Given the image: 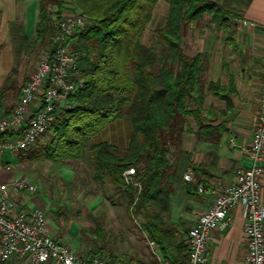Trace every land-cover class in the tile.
<instances>
[{"label":"trees","instance_id":"trees-1","mask_svg":"<svg viewBox=\"0 0 264 264\" xmlns=\"http://www.w3.org/2000/svg\"><path fill=\"white\" fill-rule=\"evenodd\" d=\"M158 1L75 0L86 19L85 26L72 38L85 85L68 96L70 107L58 111L47 131H51L48 141L20 151L18 157L20 162L50 160L58 170L65 164L89 163L95 182L104 185L110 181L117 194L127 196L129 215L143 219L148 239L163 259L169 260L167 255L176 236L167 214L171 183L183 160V137L194 132L190 127L193 120L199 139L219 142L225 130L222 124H213L226 113L215 107L205 108V96L208 92L229 104L231 91L218 82L209 83L205 89V55L185 54L183 38L189 26L205 16L218 31L228 34L237 15L232 5L220 0H169L166 23L156 30L165 48L160 55L141 41ZM38 2L39 22L33 41L28 40L23 25L13 22L11 28L20 31V46L46 47L47 51L58 33L65 2ZM5 91L0 90V99ZM124 117L130 119L134 133L126 149L97 141L108 124ZM130 168L135 171L133 183L140 187L125 183L123 174ZM191 187L196 189L195 185ZM176 246L189 253V244ZM104 250L105 242L98 254ZM109 258L117 257L109 254ZM120 260L161 264L135 262L126 256Z\"/></svg>","mask_w":264,"mask_h":264},{"label":"crops","instance_id":"crops-1","mask_svg":"<svg viewBox=\"0 0 264 264\" xmlns=\"http://www.w3.org/2000/svg\"><path fill=\"white\" fill-rule=\"evenodd\" d=\"M234 12H237V18L234 19L235 24L228 34L218 31L215 25H211L209 30V25L204 24V32L201 31L195 38V33L192 35L190 32L195 30L198 24H191L188 29L187 39L191 40L192 44L195 38L196 49L187 55L190 57L197 53L205 55L207 65L205 89L209 83L217 82L223 88L230 87V103L227 104L225 100L206 93L205 108L215 107L226 113L213 124L214 126L222 124L225 130L217 143L199 139L194 133L197 126L193 120L190 121V127L194 132L186 133L183 137L181 144L183 160L171 183V208L167 214L170 226L175 229L176 243L168 252L169 260H164L157 249L156 259L152 262L186 264L188 253H183L176 245L179 243L188 245V233L195 225L197 217L210 207L216 195L233 182L238 168L252 165L242 148L248 147L251 143L260 106L261 71L264 63V0H243L239 7H235ZM13 22L23 25L28 40L33 41L39 22L38 0H0V90L6 89L7 96L14 89L12 80L9 79L13 69L16 68L23 84L27 74L35 68V59L41 52L40 48L27 49L20 46L21 33L17 28L12 30ZM14 105V103L4 105L3 101L0 104V117L8 115ZM133 134L130 119L124 117L108 124L98 135L97 141L126 149ZM262 165L264 168V160ZM187 174L192 176V180L185 179ZM12 177L13 173L7 175L5 179ZM105 184L110 188L108 194H104L100 188L97 195L92 198L93 206L97 202L96 209L104 207V198H107L108 204H115L111 195L113 192L116 193L115 188L110 181H106ZM192 185H195L196 189H192ZM199 187L203 188L202 192L199 191ZM189 188L191 194L188 192ZM261 197L264 200V173ZM14 198L19 208L31 210L45 206L43 201L30 195L14 194ZM51 235L53 236L52 230ZM152 244L158 248L153 242ZM245 254L243 213L242 208L238 206L230 212L229 226L225 230L213 231L206 264H245ZM122 256L108 260L109 264H128L125 260H120ZM0 264L25 262L11 259Z\"/></svg>","mask_w":264,"mask_h":264},{"label":"built area","instance_id":"built-area-1","mask_svg":"<svg viewBox=\"0 0 264 264\" xmlns=\"http://www.w3.org/2000/svg\"><path fill=\"white\" fill-rule=\"evenodd\" d=\"M80 13L64 14L52 46L44 52L36 68L22 87L19 102L0 118V262L17 259L25 264H109L100 254L77 255L50 234L43 209L19 208L14 194L32 195L34 183L24 177L5 179L14 172V158L22 150L35 146L50 129L59 110L70 107L68 96L85 85L80 77L78 55L70 41L85 26ZM252 25L253 23H246ZM242 150L250 158V167H240L233 182L215 196L212 204L197 217L188 233L186 264H206L213 231L225 230L230 212L240 206L246 237L245 264H264V200L261 181L264 173V63L261 71L260 106L251 143ZM133 168L124 172L127 185L133 183ZM186 180H192L190 174ZM202 192L203 188L199 187ZM161 264H172L160 261Z\"/></svg>","mask_w":264,"mask_h":264},{"label":"rangeland","instance_id":"rangeland-1","mask_svg":"<svg viewBox=\"0 0 264 264\" xmlns=\"http://www.w3.org/2000/svg\"><path fill=\"white\" fill-rule=\"evenodd\" d=\"M168 1H158L141 38L143 44L153 47L160 55L165 51V48L157 36L156 30L164 27L166 23ZM220 1L228 6L232 5L235 9L236 6L239 7L242 4L243 0ZM64 2L65 9L62 17L67 13L81 14L83 12L75 0H64ZM52 10L56 12V7H52ZM234 13L237 15V12ZM204 24H208L210 30L213 24L209 23V16H205L198 23L195 28L196 31L192 30L190 33L192 35L195 33L194 37L196 38L197 34H200L201 31L204 32ZM188 34L187 30L183 38L182 48L185 54L193 53L196 49L195 38L190 44L191 40L188 41L187 39ZM73 43L71 40V48ZM35 48L39 49L40 47ZM40 51L39 57L35 59L36 66L46 51V47L40 48ZM30 73L27 74L22 84L21 76L18 75L16 68L13 69L9 79L12 80L14 89L8 96L4 93L0 99V104L3 101L4 105L14 103L12 110L14 109L19 102L22 87L27 82ZM18 85L21 88L20 96L18 95ZM50 135L51 131L47 132L38 143L47 142ZM18 156L19 154L14 158L13 176L24 177L36 185L37 192L30 196L43 201L45 209H40L46 213L48 228L50 234L52 230L54 239L60 240L77 255L98 254V248L105 242V250L100 255H104L109 261L111 260L109 254L116 257L126 255L128 259L132 258L135 262H152L156 259L155 252L158 248L152 246V242L145 234L142 226L143 219L140 216L129 215L127 196L113 192L111 195L114 197L115 204H108L107 198H104V201L102 200L105 202L104 207L96 209L97 202L93 206L92 198L97 195L96 193L99 192L100 188L104 194H108L110 188L108 184L100 186L93 180L92 168L89 163L84 162L81 166H79V162L65 164L61 170H58L50 160L20 162Z\"/></svg>","mask_w":264,"mask_h":264}]
</instances>
